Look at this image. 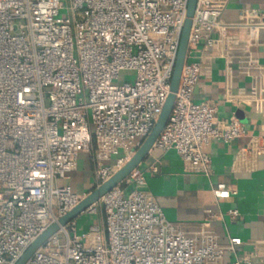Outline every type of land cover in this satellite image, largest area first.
Here are the masks:
<instances>
[{"label": "built area", "instance_id": "1", "mask_svg": "<svg viewBox=\"0 0 264 264\" xmlns=\"http://www.w3.org/2000/svg\"><path fill=\"white\" fill-rule=\"evenodd\" d=\"M221 0H197L189 50L170 118L154 147L174 149L189 172L210 175L205 151L212 140L231 143L250 135L233 118L220 127L217 105L195 101L204 52L237 59L264 101L256 8L242 12L244 37L229 36ZM188 0H0V264H15L24 250L88 193L75 192L71 173L94 150L97 185L135 154L159 119L177 59ZM63 9L65 16H60ZM132 80L116 81L122 71ZM247 151H264V136H250ZM115 156V158H114ZM156 170L155 167H152ZM62 226L25 264H253L264 263V242L240 255V237L221 244L210 219L192 229L169 220L147 189L144 171L129 177ZM96 185V186H97ZM227 198L225 183L213 187ZM228 213L235 217L237 209ZM223 217L222 214L218 215Z\"/></svg>", "mask_w": 264, "mask_h": 264}, {"label": "crops", "instance_id": "2", "mask_svg": "<svg viewBox=\"0 0 264 264\" xmlns=\"http://www.w3.org/2000/svg\"><path fill=\"white\" fill-rule=\"evenodd\" d=\"M218 6L220 23L234 38L247 33L248 26L241 17L245 9L256 8L264 13V0H221ZM254 53L261 65L256 73L264 75V16ZM204 55L194 100L217 105L220 127H227L237 118L246 125L250 135L231 143L210 141L205 148L211 159L210 175L187 171L176 150L163 151L157 147L150 150L140 168L146 175L147 189L169 220L195 229L209 220V215L216 214L217 217L210 219V229L216 233L218 242L227 244L230 237H240L242 243L237 245V252L250 254L256 245L264 242V151L256 155L246 147L252 134L264 136V101L255 99L251 78L241 73L237 59H233L229 70L226 59L217 53L205 51ZM95 170L94 150L82 153L69 180L72 189L89 193L97 185ZM220 182L231 190L229 197L215 196L213 187ZM230 209H237L239 214L231 216ZM231 258L232 254L227 252L223 264H229ZM251 260L253 264H264L261 257H251Z\"/></svg>", "mask_w": 264, "mask_h": 264}, {"label": "water", "instance_id": "3", "mask_svg": "<svg viewBox=\"0 0 264 264\" xmlns=\"http://www.w3.org/2000/svg\"><path fill=\"white\" fill-rule=\"evenodd\" d=\"M197 0H188L186 19L183 26L180 44L177 52V59L170 83V92L164 103L159 119L155 123L149 135L142 141L135 154L127 161V163L118 169L109 179L95 186L74 208L64 214L59 220L50 225L43 233H41L22 253L15 264H25L34 252L43 245L47 239L57 232L62 226L70 221L78 218L91 205L100 201V199L111 189L122 184L130 175V173L145 160L150 150L160 136L162 130L166 126L176 101V93L180 84L182 69L187 61L189 50V36L193 24Z\"/></svg>", "mask_w": 264, "mask_h": 264}, {"label": "rangeland", "instance_id": "4", "mask_svg": "<svg viewBox=\"0 0 264 264\" xmlns=\"http://www.w3.org/2000/svg\"><path fill=\"white\" fill-rule=\"evenodd\" d=\"M67 14V10L66 9H63L61 11V14L60 16H65ZM134 71L130 70V71H122L120 73V78L118 81V83H122L123 81L125 80H132L134 78ZM115 158V156H114ZM86 160H87V157H86ZM97 208H98V214H95V215H91L90 218H86L85 216L81 219V222L84 223L85 225L89 222H94V221H97V222H100V224H102V220H103V207H102V202H98L97 203Z\"/></svg>", "mask_w": 264, "mask_h": 264}]
</instances>
